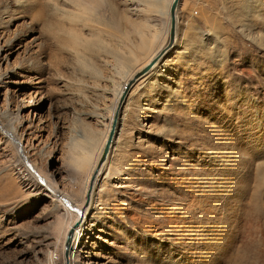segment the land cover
Segmentation results:
<instances>
[{
  "label": "rangeland",
  "instance_id": "obj_1",
  "mask_svg": "<svg viewBox=\"0 0 264 264\" xmlns=\"http://www.w3.org/2000/svg\"><path fill=\"white\" fill-rule=\"evenodd\" d=\"M145 8L108 0L81 18L89 49L68 37L69 0H0L1 124L29 161L0 129V264H65L62 223L86 197L72 135L111 126L116 91L168 42L143 50ZM176 14L174 47L121 108L72 264H264V0H180Z\"/></svg>",
  "mask_w": 264,
  "mask_h": 264
},
{
  "label": "bare ground",
  "instance_id": "obj_2",
  "mask_svg": "<svg viewBox=\"0 0 264 264\" xmlns=\"http://www.w3.org/2000/svg\"><path fill=\"white\" fill-rule=\"evenodd\" d=\"M69 1L73 5H75V7L77 8V12L75 9V12H76L75 14L77 15V18H76V22H75L73 17L65 16L70 21L71 26L73 25V27H70V29H68V31H69L68 37H70L71 41L73 40V44H72L73 46L75 44L78 47L79 46L83 47V45L85 43L89 42L90 39L88 37H86L85 35H83L82 31H80V33H78V28L75 26L79 25L78 22L82 21L81 18L84 20V23L86 25H89V22H90L89 16L98 13L99 9L103 8L105 6V4H107L108 0H69ZM172 2H173V0H145V3L147 4V8H145L143 11H145L144 14H146V17L142 22L140 21L141 23H137L133 26L134 32L137 35L139 42H141L143 44V50L144 51H146V52L151 51L153 49L152 47L154 45H156L158 41L164 39V37H166V38L168 37L167 40L169 41L170 19H171L170 8H171ZM63 9H65V8L63 7ZM56 11L61 12L62 9L59 7H56ZM68 11H69V9H68ZM154 14H155V16H154ZM65 17H62V18H65ZM95 20H96V18H95ZM177 21H178V19H177ZM85 27H87V26H85ZM60 29H62V28H60ZM65 29H66V26H65ZM176 36H177V28H176ZM176 36H175L174 41L170 45V47H168V42L166 41L167 44L165 42V44H163L160 47V49H158V51L156 53H154V54L152 53V56H150L149 61L146 62L144 65H142L143 67H145L163 49L162 53L158 56L156 62L152 66V68L146 74H148L157 65V63L165 56V54L174 47V45L176 43V39H177ZM103 42H104L103 43L104 46L106 47L105 51L108 52V45L109 44L106 41H103ZM90 43L91 44H89L90 45L89 49H91L90 48L91 45L95 46V43L93 40H90ZM80 44H82V45H80ZM84 48H86V47H84ZM87 48H88V45H87ZM95 51H97V50H95ZM130 63L131 62H127L126 60L120 61L121 68L127 70V68L128 67L130 68V66H131ZM142 66L139 67L138 69L134 70L133 72L131 71V73L129 74V79L127 78L128 81L133 77V75L136 72H138L139 70H141L143 68ZM127 82H126V84H127ZM124 87H122L123 89L121 88V90L116 91L117 101L115 104L114 113H115L116 108L118 106V102H119L120 96L124 90ZM123 104H124V102H123ZM114 113H113V116H114ZM110 119H111V115H110ZM110 119H109V121H110ZM1 120L2 119H1V114H0V129L5 130L4 131L5 133H9L8 138H6V136H5V138L9 139L13 148L16 151L20 152L21 157L16 155L14 162L15 163H22L23 165L28 163L29 162L28 156L24 152L25 147H24L23 137L17 133V130H15L16 129L14 127L15 123H13V121H12V124L5 127L4 125L1 124ZM105 120H107V119H105ZM119 120H120V116L118 119L117 129H118V125H119ZM112 121H113V118H112ZM106 124L104 125L105 129L103 132L93 133L92 129H91V131L88 129L85 131V134H82V135L75 134V137H73V135H72V138H71V140L73 139V141L70 144L71 146H69L70 149L68 150L67 164H68V167H70L72 173L74 174L73 176L76 179L77 186H79L78 188L81 187L84 194L86 192V194H85L86 197H85L84 205L82 207L73 208L77 212V214L75 216L69 215L70 219L69 220L66 219L67 221L65 223H62L63 229H64V236L62 235L64 237L63 253L66 250L65 245L68 244L70 264H72V260H74V255H72V251H74L73 247H75V245L77 246L81 242V238L83 237V234H84L85 225H86V218H87L86 213L94 205L93 204L94 203V196H95L94 194H95V190L97 187L96 186V184H97L96 179L98 178V175L100 173L104 172L103 170L105 169V167L108 164L109 156L111 154L110 152L112 151V148H113V142H112L110 152L108 153L106 159L103 162L99 163V160L102 156V153H103V150H104V147H105V144H106L109 132H110V128H111L110 123L108 125H106ZM111 125H112V123H111ZM98 134H100V135H98ZM10 138H13V142L10 140ZM31 169L34 170L35 173L37 174V172L33 166H31ZM32 173L34 174V172H32ZM36 174H34V176H36ZM39 178H40L41 182H43L45 184V186L50 190V194L53 196L54 200L56 201L57 206H58V203L66 202L67 203L66 205H68L69 208L72 209L71 204H69V200L67 198L63 197L64 195L70 197V195H68V194L61 195L60 191L58 189H56L55 187H53L54 185L47 178H42L41 176ZM61 197L64 199V202H63ZM66 215L68 216V213H66ZM62 225H61V227H62ZM69 236H70V239L68 242Z\"/></svg>",
  "mask_w": 264,
  "mask_h": 264
},
{
  "label": "water",
  "instance_id": "obj_3",
  "mask_svg": "<svg viewBox=\"0 0 264 264\" xmlns=\"http://www.w3.org/2000/svg\"><path fill=\"white\" fill-rule=\"evenodd\" d=\"M180 0H173L172 4H171V8H170V37H169V41H168V47H170V45L172 44V42L175 39L176 36V28H177V8L179 6ZM163 49L150 61V63H148L145 67H143L141 70H139L138 72H136L133 77L127 82V84L124 87V90L120 96L119 102H118V106L116 108V111L114 113L113 116V121H112V125L110 128V132L102 153V156L99 160V163L103 162L108 153L110 152V148L112 145V142L115 138L116 135V129H117V124H118V119L120 116V111L121 108L123 106V102L126 99L127 95L129 94L130 90L132 89L133 85L142 77L144 76L154 65V63L156 62L158 56L162 53ZM70 236L68 237V242H69ZM65 264H70L69 262V252H68V244L65 245Z\"/></svg>",
  "mask_w": 264,
  "mask_h": 264
}]
</instances>
